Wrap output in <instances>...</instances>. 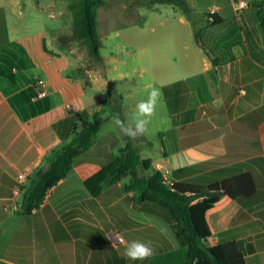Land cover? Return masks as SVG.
<instances>
[{
	"label": "crops",
	"instance_id": "crops-1",
	"mask_svg": "<svg viewBox=\"0 0 264 264\" xmlns=\"http://www.w3.org/2000/svg\"><path fill=\"white\" fill-rule=\"evenodd\" d=\"M136 1L97 8V65L84 45L56 43L72 35L69 0H0V264H185L187 247L163 207L135 202L126 180L98 197L85 186L127 144L113 117L131 122L153 87L161 93L156 113L148 132L132 139L141 158L168 183L207 186L251 173L255 194L221 198L208 220L216 242L219 233L240 229L230 238L247 264H264V29L251 6L264 0H244L241 12L236 0H188L194 26L172 5ZM121 18V28L109 27ZM96 121L103 123L94 145L41 208L21 215L28 177L48 166L75 127ZM133 240L150 242L154 255L128 259Z\"/></svg>",
	"mask_w": 264,
	"mask_h": 264
},
{
	"label": "trees",
	"instance_id": "trees-1",
	"mask_svg": "<svg viewBox=\"0 0 264 264\" xmlns=\"http://www.w3.org/2000/svg\"><path fill=\"white\" fill-rule=\"evenodd\" d=\"M236 1L238 3L239 0ZM105 4L106 0H69L68 8L73 15L72 35L59 37L56 43L65 49L69 43L78 42L85 46L95 64L103 65L96 12L97 8ZM136 4L148 8L172 5L195 25L196 12L190 7L188 0H137ZM251 6L255 8L263 30L264 2L252 1ZM194 34L197 42H200L201 33L194 29ZM78 72L86 80L84 71L78 69ZM109 95L113 96L111 90ZM114 109L121 110V105L116 103ZM102 123L103 121H96L91 124L83 123L80 129L75 127L72 140L52 153L48 166L28 177L19 195L21 215L29 216L41 208L53 187L67 177L75 160L94 145ZM121 182H124L125 192L133 193L135 202L160 205L170 214L172 228L181 243L187 247L185 264H247L239 244L230 238V235L240 229L219 233L220 239L216 242L208 213L215 209L223 197L235 200L253 196L257 184L251 173H242L207 186L176 181L168 183L162 172L153 168L151 160L141 158L132 139L128 137L127 144L119 155L114 156L108 165L86 180L85 186L93 197H98L105 187Z\"/></svg>",
	"mask_w": 264,
	"mask_h": 264
},
{
	"label": "clouds",
	"instance_id": "clouds-1",
	"mask_svg": "<svg viewBox=\"0 0 264 264\" xmlns=\"http://www.w3.org/2000/svg\"><path fill=\"white\" fill-rule=\"evenodd\" d=\"M160 96L159 89L151 88L147 99L141 100L135 105V112L131 122L126 123L119 116H114L113 124L119 129L120 133L131 139L145 135L149 130L148 126L151 123V119L156 113ZM120 242L125 243L123 239ZM124 255L132 261H143L154 255V249L151 247L150 242L133 240L126 243Z\"/></svg>",
	"mask_w": 264,
	"mask_h": 264
},
{
	"label": "rangeland",
	"instance_id": "rangeland-1",
	"mask_svg": "<svg viewBox=\"0 0 264 264\" xmlns=\"http://www.w3.org/2000/svg\"><path fill=\"white\" fill-rule=\"evenodd\" d=\"M109 2L110 1H113V0H108ZM122 2H124V3H129V2H131V0H121ZM135 4V3H134ZM170 10V8H168V7H164V8H162V11H169ZM173 10H175L174 8H173ZM175 11H177V9L175 10ZM179 12V11H178ZM97 20L99 21V15L97 14ZM198 21H199V19H197ZM127 20H124V19H117V20H111L110 21V24H109V27L111 28V29H119V28H121L120 26H123V24L126 22ZM120 35H124V32H121V34ZM101 135H98V138L100 137ZM69 143V142H68ZM67 143V144H68ZM66 144V145H67ZM65 146V145H64ZM63 147V146H62ZM61 148V147H60ZM59 148V149H60ZM58 150V149H57ZM225 201H227V199L226 198H224V202ZM223 202V203H224Z\"/></svg>",
	"mask_w": 264,
	"mask_h": 264
},
{
	"label": "built area",
	"instance_id": "built-area-1",
	"mask_svg": "<svg viewBox=\"0 0 264 264\" xmlns=\"http://www.w3.org/2000/svg\"><path fill=\"white\" fill-rule=\"evenodd\" d=\"M247 7V2L244 1V0H240L238 3H237V10L238 11H243L245 8ZM37 97H43L46 95V92L43 90V84L41 83H38L37 84ZM23 177V176H21ZM121 239H123L122 237H116V242L117 243H121Z\"/></svg>",
	"mask_w": 264,
	"mask_h": 264
}]
</instances>
